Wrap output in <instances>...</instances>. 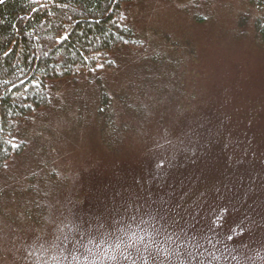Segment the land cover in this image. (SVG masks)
Wrapping results in <instances>:
<instances>
[{
  "label": "rangeland",
  "instance_id": "rangeland-1",
  "mask_svg": "<svg viewBox=\"0 0 264 264\" xmlns=\"http://www.w3.org/2000/svg\"><path fill=\"white\" fill-rule=\"evenodd\" d=\"M144 47L57 82L0 174V264H264L262 0H135Z\"/></svg>",
  "mask_w": 264,
  "mask_h": 264
},
{
  "label": "trees",
  "instance_id": "trees-1",
  "mask_svg": "<svg viewBox=\"0 0 264 264\" xmlns=\"http://www.w3.org/2000/svg\"><path fill=\"white\" fill-rule=\"evenodd\" d=\"M254 2V0H252ZM264 2V0H262ZM135 0H3L0 3V174L27 149L23 123L52 103L57 82L115 70L111 54L143 48L128 23ZM264 46V16L257 20Z\"/></svg>",
  "mask_w": 264,
  "mask_h": 264
},
{
  "label": "snow or ice",
  "instance_id": "snow-or-ice-1",
  "mask_svg": "<svg viewBox=\"0 0 264 264\" xmlns=\"http://www.w3.org/2000/svg\"><path fill=\"white\" fill-rule=\"evenodd\" d=\"M3 2V0H0V3H2Z\"/></svg>",
  "mask_w": 264,
  "mask_h": 264
}]
</instances>
